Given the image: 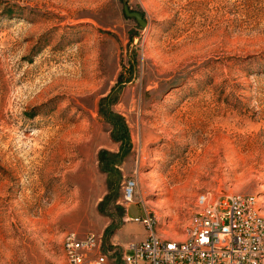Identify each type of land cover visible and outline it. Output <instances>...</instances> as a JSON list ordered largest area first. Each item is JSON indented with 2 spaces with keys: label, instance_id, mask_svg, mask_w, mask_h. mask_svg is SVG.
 <instances>
[{
  "label": "rangeland",
  "instance_id": "374dc122",
  "mask_svg": "<svg viewBox=\"0 0 264 264\" xmlns=\"http://www.w3.org/2000/svg\"><path fill=\"white\" fill-rule=\"evenodd\" d=\"M125 1L0 0V264L183 238L200 193L264 215V0Z\"/></svg>",
  "mask_w": 264,
  "mask_h": 264
},
{
  "label": "built area",
  "instance_id": "2783aa9c",
  "mask_svg": "<svg viewBox=\"0 0 264 264\" xmlns=\"http://www.w3.org/2000/svg\"><path fill=\"white\" fill-rule=\"evenodd\" d=\"M135 185L126 183L125 200L133 198ZM195 207L179 239L157 234L153 215L134 216L146 237L126 242L116 255L100 234L64 232L57 264H264V215L256 196L235 193L211 202L200 193Z\"/></svg>",
  "mask_w": 264,
  "mask_h": 264
},
{
  "label": "water",
  "instance_id": "95a60500",
  "mask_svg": "<svg viewBox=\"0 0 264 264\" xmlns=\"http://www.w3.org/2000/svg\"><path fill=\"white\" fill-rule=\"evenodd\" d=\"M123 11L127 17L133 18L140 27L146 26L147 22L141 15V13H139L138 11H131L125 0H123Z\"/></svg>",
  "mask_w": 264,
  "mask_h": 264
},
{
  "label": "crops",
  "instance_id": "0c3cea01",
  "mask_svg": "<svg viewBox=\"0 0 264 264\" xmlns=\"http://www.w3.org/2000/svg\"><path fill=\"white\" fill-rule=\"evenodd\" d=\"M126 211H128V209H126ZM128 215V214H127Z\"/></svg>",
  "mask_w": 264,
  "mask_h": 264
}]
</instances>
